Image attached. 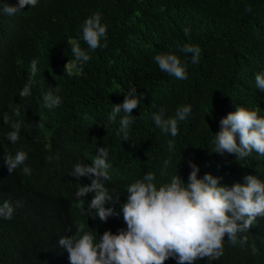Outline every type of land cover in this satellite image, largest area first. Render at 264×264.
Segmentation results:
<instances>
[{"label":"trees","instance_id":"1","mask_svg":"<svg viewBox=\"0 0 264 264\" xmlns=\"http://www.w3.org/2000/svg\"><path fill=\"white\" fill-rule=\"evenodd\" d=\"M5 3L16 5L18 0H0V9ZM249 5L251 13L245 11ZM97 12L107 27V47L92 51L82 39V24ZM185 28L190 29L188 36ZM73 41L91 58L67 75L63 63L74 60ZM186 43L201 48L198 64L191 63V54L179 51ZM39 51L57 60L49 72L57 80L53 89L59 86L55 94L61 104L53 109L12 102L32 79L31 61ZM164 53L186 64L187 79L159 69L154 57ZM262 72L264 0H40L12 16L0 13V205L9 201L14 208L11 219L0 218V264H70L58 241L74 235L83 217L68 190L67 172L76 161L92 162L100 147L109 153V173L115 179L107 189L115 198L123 197L132 178L149 171L156 186L170 183L177 172L187 183L189 161L198 165V178L210 173L227 182L253 175L264 182V156L253 152L239 159L214 152L221 118L239 106L264 117V91L255 83V75ZM41 83L38 79L32 86V100H40ZM132 86L143 95L132 112L129 140L123 141L117 132L124 113L115 123L109 124L108 118ZM182 105H190L191 113L178 122V135L162 134L153 114L163 108L165 118L174 117ZM4 113L11 115L8 124L3 123ZM31 116L36 118L29 128ZM14 122L20 129L12 143L7 134ZM169 140H174L171 150ZM17 147L26 149L28 157L10 174L4 156L14 157ZM166 159L170 163L165 172ZM25 166L30 175L23 173ZM89 224L90 230L96 228L95 242L105 231L118 234L127 228L121 213L105 223ZM244 236V246L224 243L219 260L202 259L200 264H264V218L238 239ZM177 262L169 258L165 264Z\"/></svg>","mask_w":264,"mask_h":264},{"label":"clouds","instance_id":"2","mask_svg":"<svg viewBox=\"0 0 264 264\" xmlns=\"http://www.w3.org/2000/svg\"><path fill=\"white\" fill-rule=\"evenodd\" d=\"M40 0H18L16 5L5 3L0 13L8 16L21 12L25 6L36 7ZM252 12L249 5L245 8ZM186 36L190 29L185 28ZM107 27L101 23V14L95 13L82 24V39L92 51L101 46L107 47ZM105 42L101 45V40ZM179 51L185 55L191 54V63L198 64L201 48L198 45L186 43ZM71 53L74 60L63 63L67 75L72 69L82 66L90 60V55L79 43L73 41ZM63 54V53H62ZM159 69L177 79H187V66L172 53L158 54L154 57ZM57 60L41 51L31 61L32 79H29L19 90V97L13 103H25L39 109H53L61 104V97L55 93L59 86L53 89L56 78L49 69ZM48 69V71H47ZM82 70V67H81ZM48 74L41 76L43 73ZM79 73V69H76ZM38 79L42 80L39 91V101L31 99L32 86ZM256 88L264 91V72L255 75ZM136 87L129 88L122 104H114L108 118L109 124L115 123L118 114L124 115L119 120L117 135L122 134V140H129V125L133 123L132 112L141 104ZM39 113L43 110H38ZM15 114L19 113L15 110ZM191 113L190 105H182L176 109L175 116L165 118V109L154 113L152 119L162 134L178 135V122L184 121ZM36 117L31 116L28 126ZM11 115L3 114V123L8 124ZM220 131L214 134L215 150L219 154H235L243 159L253 152L264 156V117L257 111L248 110L243 106L230 112L220 120ZM107 128V125L105 126ZM13 129L7 134V139L15 143L19 139L20 124H11ZM237 135L239 143H237ZM174 147V140L168 141V148ZM15 156L5 155L4 163L8 172L13 173L24 165L28 152L22 147L13 149ZM108 150L100 147L92 162L76 161L67 172L71 195L80 207L83 221L72 232L71 236L61 237L58 244L66 249L70 264H165L169 258H175L176 264H200L219 260L224 255V243L235 246L247 244V237L238 239V234L247 232L256 219L264 218V182L256 176L247 175L242 180L226 179L206 173L198 178V165L189 161V167L184 172L188 177L185 183L178 172L171 177L170 183H160L156 186L153 172H147L144 177L132 178L121 198L112 197L108 189L115 176L109 173ZM170 160L163 162L166 172ZM25 175L31 174L27 166L22 169ZM224 186H221L219 181ZM92 199V200H91ZM91 200V202H90ZM117 207V208H115ZM123 215L126 229H120L118 234L105 231L99 242L92 235L96 228L89 224L90 220L107 222L110 216ZM14 208L9 201L0 205V218L11 219ZM87 226V228H85ZM90 227V228H89ZM71 231V229H69ZM251 252L256 254L255 244Z\"/></svg>","mask_w":264,"mask_h":264}]
</instances>
